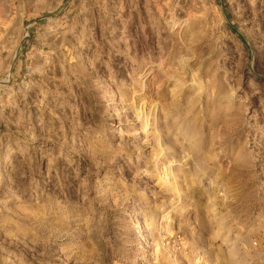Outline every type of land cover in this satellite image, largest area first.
Segmentation results:
<instances>
[{
  "label": "rangeland",
  "instance_id": "rangeland-1",
  "mask_svg": "<svg viewBox=\"0 0 264 264\" xmlns=\"http://www.w3.org/2000/svg\"><path fill=\"white\" fill-rule=\"evenodd\" d=\"M0 264H264V0H0Z\"/></svg>",
  "mask_w": 264,
  "mask_h": 264
},
{
  "label": "trees",
  "instance_id": "trees-1",
  "mask_svg": "<svg viewBox=\"0 0 264 264\" xmlns=\"http://www.w3.org/2000/svg\"><path fill=\"white\" fill-rule=\"evenodd\" d=\"M240 37H243L241 33H238Z\"/></svg>",
  "mask_w": 264,
  "mask_h": 264
}]
</instances>
